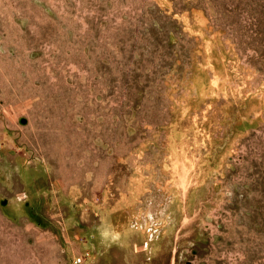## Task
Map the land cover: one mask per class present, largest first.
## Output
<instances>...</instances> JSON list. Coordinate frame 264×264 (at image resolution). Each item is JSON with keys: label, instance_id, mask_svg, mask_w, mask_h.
Returning a JSON list of instances; mask_svg holds the SVG:
<instances>
[{"label": "rangeland", "instance_id": "rangeland-1", "mask_svg": "<svg viewBox=\"0 0 264 264\" xmlns=\"http://www.w3.org/2000/svg\"><path fill=\"white\" fill-rule=\"evenodd\" d=\"M0 264H264V0H0Z\"/></svg>", "mask_w": 264, "mask_h": 264}]
</instances>
